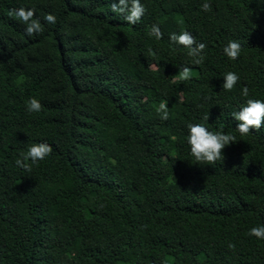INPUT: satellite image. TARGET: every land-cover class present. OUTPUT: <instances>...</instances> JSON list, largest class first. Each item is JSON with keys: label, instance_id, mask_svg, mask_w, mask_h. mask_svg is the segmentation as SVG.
Masks as SVG:
<instances>
[{"label": "trees", "instance_id": "obj_1", "mask_svg": "<svg viewBox=\"0 0 264 264\" xmlns=\"http://www.w3.org/2000/svg\"><path fill=\"white\" fill-rule=\"evenodd\" d=\"M113 2L0 0V264H264L248 235L264 227V127L241 136L232 117L264 100V0H141L135 25ZM20 7L42 32L9 16ZM183 31L206 45L200 65L170 40ZM183 67L191 78L174 80ZM188 123L236 143L198 163ZM36 143L52 153L17 166Z\"/></svg>", "mask_w": 264, "mask_h": 264}, {"label": "clouds", "instance_id": "obj_2", "mask_svg": "<svg viewBox=\"0 0 264 264\" xmlns=\"http://www.w3.org/2000/svg\"><path fill=\"white\" fill-rule=\"evenodd\" d=\"M210 4L204 3L202 9L204 11L210 10ZM111 10L114 13L124 14L123 18L126 22L135 25L138 23L145 13L144 5L141 0H114L111 4ZM9 16L14 17L26 25L25 32L28 36L42 32V26L38 19H33L35 16L34 9H25L20 7L18 9H11ZM49 24L56 22V17L53 14H47L44 17ZM150 36H155L157 40L163 38V33L158 25H152ZM170 40L184 48H187L188 55L193 57V63L200 65L203 62V50L206 48L204 43L197 44L195 37L188 31H183L180 34L172 33ZM151 52V50H149ZM224 53L230 60H237L241 53V44L235 40H231L224 47ZM154 67V66H153ZM192 76V70L189 67H183L179 71L175 79L187 81ZM240 77L234 72H227L224 75L223 90L232 91L239 81ZM242 95L247 97L249 89L245 86L242 89ZM27 103V110L29 112H39L42 109L41 103L32 98ZM157 112L161 114V119L168 120L169 112L166 102H161L157 108ZM232 117L238 121L237 131L241 136H246L253 130L259 132L264 127V100L247 99L246 104L241 107L240 111L233 112ZM208 119V117H205ZM187 142L190 146V153L198 163L215 164L221 159L223 150L233 143H236V136L232 134H225L223 131H209L203 124L188 123ZM52 146L47 143L32 144L26 154H22V159H17V166L32 170V165H38L47 156L52 153ZM248 235L254 236L259 240H264V227H253L249 230ZM234 247V245H229Z\"/></svg>", "mask_w": 264, "mask_h": 264}]
</instances>
